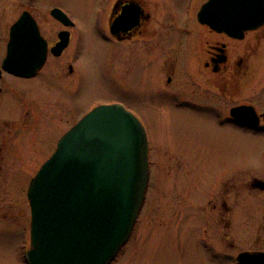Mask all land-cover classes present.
Returning <instances> with one entry per match:
<instances>
[{
	"label": "rangeland",
	"instance_id": "374dc122",
	"mask_svg": "<svg viewBox=\"0 0 264 264\" xmlns=\"http://www.w3.org/2000/svg\"><path fill=\"white\" fill-rule=\"evenodd\" d=\"M52 1L67 7L89 28L90 19L98 21L99 0ZM159 1L170 2L182 16V7L189 0ZM97 32L89 31L83 43L84 80L67 95L68 100H61L59 125L54 123V131L63 134L90 107L116 100L135 112L147 128L153 147L150 184L133 236L113 264H227L239 252L260 247L258 227L264 221V192L248 186L253 175L264 176V131L253 134L229 122H216L213 109L224 111L225 106H216L214 100L206 102L209 111H202L207 108L198 105L199 110L185 102L174 105L170 96L162 95L161 99L152 87L154 63L136 68L129 78L127 75L124 90L118 91L116 81L104 68L110 49ZM132 48L134 44L125 50ZM152 56L142 42L141 64ZM161 59L164 55L159 56L158 65L163 63ZM261 66L264 63L257 64L255 70H262ZM40 110L45 119L42 106ZM44 122L31 124L32 130L46 132L48 122ZM27 139L22 136L20 147L13 148V164L3 172L4 180L0 178V215L7 209L14 213L8 222L0 221V264H23L22 248L30 231L27 185L36 164L50 154L53 145L46 148L49 142L45 140L43 149L39 140L30 147ZM181 154L194 165H185ZM225 203L233 208L232 214L225 213ZM26 221L28 226L21 223Z\"/></svg>",
	"mask_w": 264,
	"mask_h": 264
},
{
	"label": "flooded vegetation",
	"instance_id": "af4514ba",
	"mask_svg": "<svg viewBox=\"0 0 264 264\" xmlns=\"http://www.w3.org/2000/svg\"><path fill=\"white\" fill-rule=\"evenodd\" d=\"M206 1L189 0L182 7L181 16L170 2L99 0L96 3L99 18L97 23L90 19V28L67 7L52 0L0 2V178L3 179V172L13 164V148L20 147L22 136L28 137L26 142L30 147L36 146L39 140L43 149L45 140L49 142L46 148L53 144L50 154L36 164V171L55 151L66 132L54 131V123L59 121V104L82 86L85 76L81 70L82 49L89 31L97 30V35L110 49L104 57V68L116 81L118 91L124 90V84L136 68L154 63L152 87L161 99L162 95L170 96L174 105L185 102L200 108L214 100L216 106H225L224 111L213 109L216 122H229L240 131L253 134L264 131V66L262 70H255L257 64L264 63V26L247 31L242 38L215 31L198 19V12ZM21 19L18 43L21 50L16 54L33 58L26 60L23 75L2 68L9 45L13 43V29ZM142 42L153 56L141 64ZM130 44H134V48L126 51L125 47ZM160 55L165 59L158 65ZM40 59L44 60L40 66L29 67ZM41 106L46 113L45 119ZM205 108L201 110H210ZM44 120L48 122L46 132L32 130L31 124ZM152 148L150 144L151 173ZM181 155L185 165H194L188 156ZM34 156L38 158L36 152ZM249 182L252 190L264 192V176L253 175ZM261 198L263 205L264 195ZM224 206L225 213H233L231 205L225 203ZM3 212L0 221L8 222L7 219L14 215L10 209ZM19 213L23 215L25 211ZM26 218L29 220L28 215ZM21 223L28 226L27 221ZM258 232L260 247L243 251L264 252V221ZM218 249L216 247V251ZM23 264H26L24 259ZM227 264L243 263L231 257Z\"/></svg>",
	"mask_w": 264,
	"mask_h": 264
},
{
	"label": "water",
	"instance_id": "95a60500",
	"mask_svg": "<svg viewBox=\"0 0 264 264\" xmlns=\"http://www.w3.org/2000/svg\"><path fill=\"white\" fill-rule=\"evenodd\" d=\"M198 17L241 38L264 25V0H208ZM21 32L22 19L4 67L23 75L26 60L16 54ZM148 179V138L139 118L117 103L94 108L62 136L30 182L28 264H111L132 235ZM238 260L264 264V252L245 251Z\"/></svg>",
	"mask_w": 264,
	"mask_h": 264
},
{
	"label": "bare ground",
	"instance_id": "6f19581e",
	"mask_svg": "<svg viewBox=\"0 0 264 264\" xmlns=\"http://www.w3.org/2000/svg\"><path fill=\"white\" fill-rule=\"evenodd\" d=\"M64 45H65V44H63V46H61V47H64ZM19 57H20V56H19ZM21 58H22V57H21ZM27 59H28V57H27V58H22V61H21V62L24 63L25 60H27Z\"/></svg>",
	"mask_w": 264,
	"mask_h": 264
}]
</instances>
